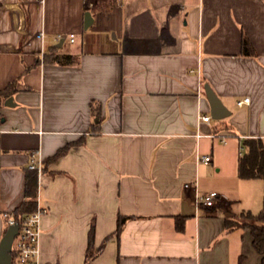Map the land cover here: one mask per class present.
<instances>
[{"label": "crops", "instance_id": "0c3cea01", "mask_svg": "<svg viewBox=\"0 0 264 264\" xmlns=\"http://www.w3.org/2000/svg\"><path fill=\"white\" fill-rule=\"evenodd\" d=\"M243 32L257 57L242 55ZM53 47L76 60L45 62ZM11 83L14 104L0 100V241L36 153L43 263L85 264L93 224L94 248L108 241L90 264L261 262L250 231L227 229L241 214L224 191L239 190L251 210L259 179L243 182L241 151L227 160L214 141H264V0H95L92 10L83 0H0V90ZM206 83L231 115L199 129V109L211 116ZM196 181L219 194L213 207L196 210ZM243 188L253 190L247 202ZM119 215L132 219L118 238Z\"/></svg>", "mask_w": 264, "mask_h": 264}, {"label": "trees", "instance_id": "16d2710c", "mask_svg": "<svg viewBox=\"0 0 264 264\" xmlns=\"http://www.w3.org/2000/svg\"><path fill=\"white\" fill-rule=\"evenodd\" d=\"M56 48L53 47L51 52L44 55V61L47 63L70 64L76 58L71 55H60L56 53ZM241 51L243 56L257 57L258 53L253 46L250 38L244 32L241 37ZM16 90L15 83H11L6 89L0 90V100H7ZM96 111V110H95ZM83 143V141L67 144L65 147L59 149L48 162H55L64 156L69 149L76 145ZM242 155L238 161V176L242 179H261L264 182V141L261 138H247L242 142ZM44 170V169H43ZM25 199L10 213L6 214L7 227L9 220L13 219L21 227H23L26 216L32 214L38 207L39 194V173L37 170H29L25 177ZM132 219V216L119 215L117 221L116 231L112 234L120 237V234L125 224ZM178 230H182L184 226L183 219L178 217L176 220ZM228 230L243 229L248 230L252 236V246L255 251L261 256V262L264 264V209L260 214H253L249 212H242L239 219L228 221L226 223ZM95 240V226L92 225L89 232V243L86 253L85 264H90L91 261L103 251L108 237L105 239L99 249L94 248ZM13 264L15 252L12 253Z\"/></svg>", "mask_w": 264, "mask_h": 264}, {"label": "built area", "instance_id": "2783aa9c", "mask_svg": "<svg viewBox=\"0 0 264 264\" xmlns=\"http://www.w3.org/2000/svg\"><path fill=\"white\" fill-rule=\"evenodd\" d=\"M85 8L87 10H92L95 6V0H83ZM119 5L124 3V0H116ZM69 40L73 43L75 41V35L70 34ZM63 39V35H58L55 38L56 42H60ZM201 92V91H200ZM250 102L249 98H245L242 101H238V105L242 106L244 104H248ZM212 122V117L209 114H204L201 109L198 112V128L202 126V124L210 125ZM198 138L202 137L200 132L196 134ZM209 137H213V135H208ZM222 143L225 144V140H222ZM241 150L242 147H241ZM242 155V151H241ZM196 160L198 164H210L212 161L211 155H200L197 154ZM29 170H37L39 174L42 173V164L40 161L36 160V153L31 156V159L28 164ZM195 188V207L196 210H200L202 207L211 208L214 206L216 199L219 194L216 191L209 192H201L199 190L198 182L194 183ZM190 185L186 184V188H189ZM48 212L47 208H44L39 205L37 210L32 214L26 216L25 223L23 227L20 226L19 232L14 239L12 253L15 252L14 256V264H47L43 263L39 259V241H40V223L41 218ZM16 223L13 219L9 220V225ZM12 264H13V256H12Z\"/></svg>", "mask_w": 264, "mask_h": 264}, {"label": "water", "instance_id": "95a60500", "mask_svg": "<svg viewBox=\"0 0 264 264\" xmlns=\"http://www.w3.org/2000/svg\"><path fill=\"white\" fill-rule=\"evenodd\" d=\"M94 22L91 11L85 13V29H88ZM66 36L60 41V46L64 43ZM207 100L210 106L211 117L214 120H221L229 117L231 111L223 103L221 98L215 93L211 85L208 83L204 86ZM6 105H13V97L6 100ZM20 225L18 223L10 224L0 241V264H12V247L14 239L19 232Z\"/></svg>", "mask_w": 264, "mask_h": 264}, {"label": "rangeland", "instance_id": "374dc122", "mask_svg": "<svg viewBox=\"0 0 264 264\" xmlns=\"http://www.w3.org/2000/svg\"><path fill=\"white\" fill-rule=\"evenodd\" d=\"M214 122H220V120H214ZM228 143L229 145L223 147L220 142L218 140L214 141V146H215V152L216 154H221L223 157H226L227 160H230L231 157L233 158L235 155L237 157H239V152L243 150H241V148L239 147H234L235 141H233V139L228 138ZM241 180L243 182H254L252 181V179H242ZM251 180V181H250ZM254 180V179H253ZM256 182L260 183V191L258 192V195H260V202L259 204H256L252 206V209L249 210L247 208H245L241 203H240V191L236 190V189H231V188H226L224 189V191L228 194V196H230V200L232 201V206L234 207V210L236 212H238L239 214H241L243 212V210L245 212H251L253 214H260L263 209H264V182L263 180H257ZM255 193V192H254ZM251 194H253V190H249V188H243L241 190V198L247 202L248 201V197L251 196ZM245 234H250L248 232V230H242L241 231V235L244 236ZM251 246V245H250ZM252 248V247H251ZM254 251V249H252Z\"/></svg>", "mask_w": 264, "mask_h": 264}]
</instances>
